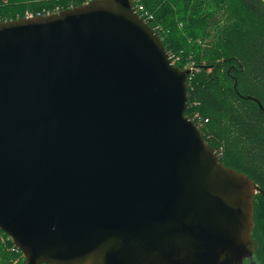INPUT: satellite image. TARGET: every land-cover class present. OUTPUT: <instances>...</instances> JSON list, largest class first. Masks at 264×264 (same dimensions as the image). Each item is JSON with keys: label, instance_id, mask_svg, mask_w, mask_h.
I'll return each mask as SVG.
<instances>
[{"label": "water", "instance_id": "obj_1", "mask_svg": "<svg viewBox=\"0 0 264 264\" xmlns=\"http://www.w3.org/2000/svg\"><path fill=\"white\" fill-rule=\"evenodd\" d=\"M190 72L132 0L0 21V231L24 264H257L264 192L184 114Z\"/></svg>", "mask_w": 264, "mask_h": 264}, {"label": "trees", "instance_id": "obj_2", "mask_svg": "<svg viewBox=\"0 0 264 264\" xmlns=\"http://www.w3.org/2000/svg\"><path fill=\"white\" fill-rule=\"evenodd\" d=\"M88 0H0V21L59 12ZM173 64L189 69L185 115L224 166L249 176L264 192V2L262 0H137ZM260 104V106H259ZM252 236L264 264V196L255 194ZM0 264H24L0 231ZM247 264V263H245Z\"/></svg>", "mask_w": 264, "mask_h": 264}, {"label": "built area", "instance_id": "obj_3", "mask_svg": "<svg viewBox=\"0 0 264 264\" xmlns=\"http://www.w3.org/2000/svg\"><path fill=\"white\" fill-rule=\"evenodd\" d=\"M89 1H91V0H88L87 2H89ZM133 1V6H134V8H135V11L137 12V14L141 17V18H143V16H142V14H140L141 12H142V6L141 5H138L136 2H137V0H132ZM86 2V3H87ZM139 10V12H138V10ZM57 12V11H56ZM56 12H52V13H56ZM51 12H47V11H43L42 13H36V14H32V13H26V15H25V17H33V16H39V15H49V14H52ZM144 19V18H143ZM145 21H146V19H144ZM147 22V21H146ZM171 57V56H170ZM173 62V61H172ZM191 70V69H190Z\"/></svg>", "mask_w": 264, "mask_h": 264}, {"label": "rangeland", "instance_id": "obj_4", "mask_svg": "<svg viewBox=\"0 0 264 264\" xmlns=\"http://www.w3.org/2000/svg\"><path fill=\"white\" fill-rule=\"evenodd\" d=\"M189 69H191V67Z\"/></svg>", "mask_w": 264, "mask_h": 264}]
</instances>
